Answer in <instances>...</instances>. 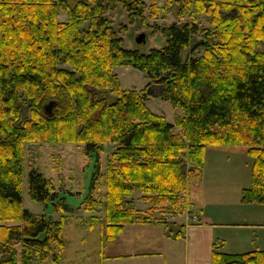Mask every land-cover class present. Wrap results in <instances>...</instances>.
Listing matches in <instances>:
<instances>
[{"label": "trees", "instance_id": "1", "mask_svg": "<svg viewBox=\"0 0 264 264\" xmlns=\"http://www.w3.org/2000/svg\"><path fill=\"white\" fill-rule=\"evenodd\" d=\"M166 1L177 4L178 18L191 19L163 27L166 45L142 53L124 47L127 26L115 30L108 13L120 3L134 20L144 0H0V264H42L64 246V218L23 206L27 142L84 143L97 155L105 143L116 144L105 173L107 240L127 224L153 221L156 210L183 213L189 178L202 175L210 145L247 148L252 182L241 200L264 203V0ZM198 14L210 24L202 26ZM121 65L150 82L122 88L114 72ZM150 97L183 114L169 122L149 109ZM96 165L89 198L99 158ZM52 188L42 172L29 170L33 200L54 203ZM135 190L151 203L147 212L128 199ZM53 205L65 207L62 199ZM212 264H264V250L226 253L216 242Z\"/></svg>", "mask_w": 264, "mask_h": 264}, {"label": "rangeland", "instance_id": "2", "mask_svg": "<svg viewBox=\"0 0 264 264\" xmlns=\"http://www.w3.org/2000/svg\"><path fill=\"white\" fill-rule=\"evenodd\" d=\"M144 1L143 15H137L134 20H131L128 11L120 3L109 11L108 16L115 30L119 31L121 26H127L126 30L120 33L123 37L125 48L138 49L142 53H148L154 48L161 49L166 45L167 35L162 30L163 27L170 25L174 21L189 20L191 17L186 13L183 17L178 18L176 14L178 6L176 3L168 4L166 0H157L155 4L152 0ZM59 18L66 20L67 13L65 11L60 12ZM196 20L202 26L210 24L209 16L206 14H198ZM140 33H145V41L143 42L137 41ZM114 72L118 75L122 88L140 90L145 88L150 82L145 72L132 66H116L114 67ZM160 89L161 87L159 86L154 87L155 91H160ZM146 104L152 112L164 115L171 123L175 121L177 115L183 114L182 109L175 108L171 101L161 97H150L146 99ZM175 131L179 132V129L176 128ZM115 148V143L107 142L99 151V155H97L95 152L88 153L86 145L78 142H47L40 140L25 144L23 206L34 214H46L55 220L64 218V246H55L54 250L48 253L42 264H102L103 257L111 249L106 247V241L108 240L105 239V198L107 191L105 173L108 160ZM233 148L244 149L246 147L239 145ZM98 158L101 164L99 178L95 183L92 197L89 198L93 175L97 170ZM249 158L246 161L241 157H234L232 163L238 168V170L235 168L238 173L236 179L237 187L242 184L246 185V180L244 179L246 174H249L246 163L249 160L253 161V158ZM31 168L44 174L52 184V192L55 195L54 203L62 199L65 207H57V205L54 207V203L47 205L45 202L35 201L30 197L28 177ZM207 171L206 179H203V183L199 181L200 176H191L188 182L187 194L191 192L192 196L201 195L202 202L197 203L199 208L192 206L193 204L189 197L187 199L188 205H185L186 210L183 213L178 211L172 216L168 212L161 213L156 210L153 212L152 222H158L163 219L170 221L171 219L170 223L166 222L165 225H169V229L176 233L181 226V222H187L186 218L188 217L193 218L194 213H199L202 218H205V213H211L215 205L213 203L216 201L211 193L219 192L220 187L218 186L220 184L218 179L214 181L211 169L209 168ZM142 195L141 190H135L128 199L132 201L137 209L147 212L152 205L150 202L142 200ZM231 197L233 198H221L222 200L217 201L221 205L230 204L232 206L242 201L241 199L239 201L238 194L235 195V198L233 194ZM88 200L95 202L94 207H88ZM201 208L204 209V212L200 211ZM172 220L175 222L173 223ZM163 231L164 227L156 223L153 226L133 223V225L127 226V230L121 238L158 240V244H160V241L166 238L163 235ZM183 246L182 241L180 245V251L182 252ZM175 249L179 250V245ZM55 255L60 256L58 262L54 261Z\"/></svg>", "mask_w": 264, "mask_h": 264}, {"label": "crops", "instance_id": "3", "mask_svg": "<svg viewBox=\"0 0 264 264\" xmlns=\"http://www.w3.org/2000/svg\"><path fill=\"white\" fill-rule=\"evenodd\" d=\"M237 146L239 145L206 147L204 170L199 181L204 182L203 179H206L207 170L210 168L214 181L218 179L220 184L219 192L211 193L216 200L211 213H205V218H202L196 212L193 218H186L187 222H181L184 225L182 235L179 234V230L168 235L167 225L159 221L139 223L145 226H153L155 223L163 226V235L166 238H163L160 244L158 240L121 238L127 226L133 225V223L127 224L116 239L106 241V247L111 249L103 257L102 264H212L216 242H219V250L226 253L264 250V203L240 201L241 191L251 186L253 161L249 160L246 163L249 173L244 179L246 185L242 184L237 187L238 173L235 171L237 167L232 163L234 157H241L246 161L251 157L247 153V148H233ZM232 194L234 198L238 194L239 204L221 205L218 202L222 199L233 198ZM187 197L188 199L190 197L194 208H199L197 203L202 202L201 195L192 196L191 192H188ZM200 211L204 212V209L201 208ZM182 241L183 252L180 251ZM178 245L179 250H176L175 247Z\"/></svg>", "mask_w": 264, "mask_h": 264}, {"label": "water", "instance_id": "4", "mask_svg": "<svg viewBox=\"0 0 264 264\" xmlns=\"http://www.w3.org/2000/svg\"><path fill=\"white\" fill-rule=\"evenodd\" d=\"M138 42L145 41V33H140L137 37ZM55 104V101H50L48 104H46L45 109L50 114L52 113L53 106Z\"/></svg>", "mask_w": 264, "mask_h": 264}]
</instances>
